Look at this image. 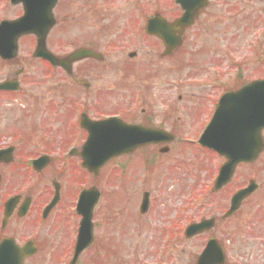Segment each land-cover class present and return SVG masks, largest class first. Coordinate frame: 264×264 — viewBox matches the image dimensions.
Segmentation results:
<instances>
[{
  "label": "flooded vegetation",
  "instance_id": "obj_1",
  "mask_svg": "<svg viewBox=\"0 0 264 264\" xmlns=\"http://www.w3.org/2000/svg\"><path fill=\"white\" fill-rule=\"evenodd\" d=\"M256 1L264 5V0H208L192 26L182 32L181 45L168 55H164L162 40L146 35L144 22L155 15L168 22L174 21L180 18L181 8L176 0H167L166 5L172 11L169 18L158 9H153L145 18L141 9L140 21L143 26L139 28L140 33L134 35L137 39L132 41L137 43L133 45L138 49H131L127 54V66L119 68V78L115 69H101L100 73L109 76V79H99V66L106 64L111 52L100 51L97 34L86 31L79 23L70 27L75 28L76 42L70 44L71 50L62 57L65 58L76 49H88L101 55V60L86 58L77 61L68 72L60 68L53 69L46 62L33 59L34 62L44 63L49 71L58 70L60 73L41 76L49 86L54 87L52 90L37 91L40 94L51 93V101H45V105L36 100L37 110L47 109L42 124L24 115L25 112L21 114V111L17 113L10 109V102L21 96V77L17 80V92L0 93V245L4 246L3 256L12 252L14 247H27L32 253L23 259V264H42L45 257L48 259L46 264H69L81 220L76 214L75 203L81 190L85 189L77 183L80 170L82 177L88 181L86 189L93 187L100 193L91 220L93 240L79 256L77 263L86 264L89 261V264H93L98 251L108 247L112 240L109 227L113 226L110 218L114 216L115 210L122 209L124 213L132 215L135 218L134 225H137L132 229L135 228L138 233H141L143 226L146 230L152 229L149 225L147 227L146 221L157 213L161 204L155 200L153 193H149L147 214L139 212L144 194L138 191L139 184L143 182L140 169L154 170L160 160L157 158L160 151H167L168 155L178 147L191 146L202 156L198 166L204 178L210 172L211 175L186 197L189 225H199L204 221L211 223L206 230L186 240L182 238L178 218L171 211H166L168 204L164 208L167 212L165 217L159 221L166 218L167 226L153 233L155 239L151 242L152 248H158L152 252V258L141 257L143 264L149 261L152 264H181L179 254L183 241L193 244L191 264H264V182L253 185L252 192L240 202L233 215L225 218L232 196L247 188L254 176L246 172L239 177L237 173L242 169L248 171L253 165H239L231 181L214 191V180L225 159L197 144L223 96L237 92L249 82L263 79L260 72L261 62L264 61V35L259 34L262 37H258L255 32H250L256 17ZM69 3L59 0L58 4L65 8ZM156 3L157 0H154V6ZM258 12L264 13V7ZM204 18L211 20L205 21ZM203 22L220 25L217 31L220 41L210 44L209 40H202ZM55 28L57 26L53 30ZM53 30L49 33L47 44ZM24 40H29L33 45L31 49L34 48L32 36ZM140 40L143 44L148 42L156 46L155 60L140 58ZM210 45L214 48H209ZM139 60L144 63L139 65L140 70L137 71L138 65L134 61ZM154 61H158L160 66L150 71L149 65H153ZM12 62L14 60H0L1 64ZM136 74H140L138 81ZM170 74L173 75V86L165 78ZM153 77L163 78L158 79V84L151 88L150 79ZM54 80L57 81L55 85ZM172 89L175 92L168 93ZM81 117L95 122L113 118L120 129L123 128V122L157 129L166 135L155 139L153 145L112 160L100 169L97 176L89 175L79 168V150L88 136L87 129L79 125ZM23 122H26L25 128ZM218 123L225 125L221 121ZM260 135L264 142V130H261ZM263 155L264 150L259 158ZM37 160L40 164L34 166ZM116 162L126 193L119 202H113L104 192L110 184L106 169ZM62 176H66L69 184L65 183ZM232 186L234 188L231 190ZM54 199V206L46 211ZM132 229L128 227L133 240L131 245L143 247L145 243L138 236H133ZM101 230L104 234L107 232L104 237L100 236ZM208 244L211 245L210 250L204 253ZM234 251L238 254L232 260ZM94 264H100L99 260Z\"/></svg>",
  "mask_w": 264,
  "mask_h": 264
},
{
  "label": "rangeland",
  "instance_id": "obj_2",
  "mask_svg": "<svg viewBox=\"0 0 264 264\" xmlns=\"http://www.w3.org/2000/svg\"><path fill=\"white\" fill-rule=\"evenodd\" d=\"M9 0H0V20L2 19H12L19 17L21 13V6L12 7ZM62 1V0H61ZM64 2L70 1L65 8L58 4L55 12V17L57 20V28L53 30V35L49 41L48 49L50 52L55 53L56 55L62 56L64 53L71 50L70 44L75 43V28H71L72 24L79 23L86 31L93 32L94 35L97 34V40L99 42V49L102 52L107 50L111 53L108 55V59L105 61V65L99 66V79L101 81L109 79V76H103L100 73V70L107 71L108 69H115L116 74L118 75V70L120 67L127 66V54L131 49H138L133 44L135 42L134 35L140 33L139 28L143 26V23L140 21L141 13L140 10L147 14L153 9H158L162 11L166 18H169L172 14L171 9L166 5L167 0H157L156 5L154 6V0H63ZM256 17H254L253 27L250 29V32H255V35L262 37L259 34L264 35V13L258 12L260 8L264 7L263 4L254 2ZM145 15V16H146ZM205 21L211 20L204 18ZM253 20V17H252ZM255 23V24H254ZM83 24L87 25L84 26ZM92 25V27L90 25ZM203 41H208L209 43H214V41H220V37L217 34L219 31V24L213 22L204 23L203 22ZM233 28V27H232ZM63 31V32H62ZM65 31V32H64ZM63 35V37H62ZM215 39V40H212ZM60 40V42H59ZM31 41V40H30ZM137 44V43H135ZM201 42L199 41V45ZM20 49L18 53V58L11 64H0V82L7 79H12L14 73L22 68L24 72L22 73V88L21 96L15 98L11 104V110H16L17 113H26L27 117L33 118L39 123H43L46 119V108L45 111L37 110L38 103L36 100L47 104L45 101H51V93L44 94L37 91L52 90L54 87L49 86V83L45 82L41 76L46 74H59L57 71H49L45 66H42L39 62H34L31 60L29 54L31 53V47L33 46L29 40H23L19 44ZM264 46V45H263ZM209 48H214L211 45ZM140 53L142 56L141 59H154V51H156V46L153 43H144L140 40ZM218 47L216 50L218 51ZM264 50V47H263ZM211 51H213L211 49ZM214 52V51H213ZM219 55V52H218ZM138 65L137 71L140 70L139 65L144 62L134 61ZM163 65V64H162ZM160 63L154 61L153 65H149L150 71L158 69ZM261 76L264 77V67L261 66ZM148 68V69H149ZM107 69V70H106ZM147 70V72H150ZM139 75L136 74L137 81L139 80ZM171 75V74H170ZM166 76L165 78L172 82L171 76ZM120 75H118L119 78ZM163 77L157 78L153 77L150 79L152 83L151 88L154 84H158V79L162 80ZM155 79V80H152ZM56 80L53 81V84H56ZM174 85L172 82L169 84ZM163 86V85H158ZM157 86V87H158ZM169 87V86H168ZM170 89V88H169ZM153 92V90H152ZM174 89L171 91L168 90V93L173 94ZM34 93L32 96L25 94ZM55 100V99H53ZM56 101V100H55ZM45 102V103H44ZM58 102V101H57ZM9 103V102H8ZM32 105V106H31ZM4 110L7 108H3ZM45 113V114H44ZM27 121V120H26ZM29 124V121H28ZM51 124V123H50ZM49 124V125H50ZM23 128L26 127V122H23ZM201 155L194 151V148L187 146V148L178 147L176 150H172L166 157H163L162 162L155 167L154 170L146 171L140 169V179L143 181L139 184L138 191L140 193L149 192L153 193V197L161 205L159 209L154 213L150 219H148L147 230L143 226L141 233H138L135 228L132 229L135 225V218L132 215L127 213H122L121 211H115L114 216L110 219L113 221V226L109 227V231L112 240L110 241L109 246L105 247L98 251L95 256V261L99 260L100 264H141V257L143 259L152 258L154 253L157 250V246L152 248L151 242L154 241L155 236L153 233H158V230L163 226H167V219L165 218L162 224L160 221L161 217H165V214L168 211H171L178 218L181 227H185L189 221V213L186 209V197L191 190L195 189L199 183L206 182L211 175L204 178L202 170L198 166V161L201 159ZM205 158V157H204ZM211 164V161H210ZM253 167L250 168V175H254L253 178L257 179L258 182H264V155L263 157L257 159L253 163ZM218 165V164H216ZM108 169V168H107ZM110 171V170H109ZM241 175L240 171L237 173ZM246 174V173H244ZM62 179L66 180V176H62ZM109 181L110 184L105 189V196L107 198L114 200H121V197L126 195L123 191L121 185L120 177L113 165L111 167V172H109ZM88 183L84 178H79L78 184ZM65 183L69 184L67 180ZM74 187V186H73ZM131 188V187H130ZM129 188V189H130ZM232 186L230 189L232 190ZM131 194V192H129ZM222 196V195H221ZM219 196V197H221ZM167 212L164 211V208L167 206ZM118 206H121L118 205ZM115 208H118L117 206ZM159 214V215H158ZM145 224V223H144ZM149 225V226H148ZM128 227H131L133 236H138L140 241L145 243L143 247L133 246L132 236L128 233ZM137 227V225L135 226ZM106 230L107 227L105 228ZM107 234V232L105 233ZM104 231L101 230L100 236H105ZM193 244L183 241L181 244V254H179V260L181 264H191V250ZM161 249V247H160ZM159 249V250H160ZM254 251V248L252 249ZM235 251L231 254V259H235L237 255ZM148 255V256H147ZM147 256V257H146ZM102 258V260H101ZM42 264H46V257L43 259ZM94 261V263H95ZM103 261V263H102ZM93 263V264H94ZM143 264V262H142ZM144 264H152V262H145Z\"/></svg>",
  "mask_w": 264,
  "mask_h": 264
},
{
  "label": "water",
  "instance_id": "obj_3",
  "mask_svg": "<svg viewBox=\"0 0 264 264\" xmlns=\"http://www.w3.org/2000/svg\"><path fill=\"white\" fill-rule=\"evenodd\" d=\"M56 0H11L10 3L13 5H18L19 3L23 6V16L16 21L9 22H1L0 23V57L4 60H11L15 58V55L18 50L17 41L21 38V36H27L33 34L36 37V50L33 54L35 58L45 59L47 60L51 66H60L64 69L69 68V64L72 62H76V60H80L82 58H86L88 56H93L92 53L86 51H76L73 55L65 58V60L57 59L52 55H49L46 51L45 40L47 37V33L50 29L55 25V20L53 17L52 9L56 4ZM180 4L184 6L186 9V13L182 16L179 21L175 23L166 24L162 19V27L160 29L156 28V21H150L148 24V33L158 35L160 38L168 41L167 32L171 33L173 31H182L184 27L192 24L195 17H197L198 11L202 9L204 6V0H180ZM160 22V23H161ZM167 47H172L173 44L167 43ZM6 87V85H5ZM8 88V87H7ZM243 96L248 98L249 93H259L260 99L259 101H249V103L254 102L252 107H256V109H252V111L256 112L255 121L259 122L257 124L258 130L264 128V81L256 84L249 85L241 92ZM245 97V98H246ZM262 97V98H261ZM250 107V108H252ZM259 107V108H258ZM139 132L137 129L134 130L133 133ZM148 137L146 134H135L134 136V146H139L138 144H142L144 141H147ZM109 151L107 154H103L101 157L105 160L112 158V156H117L119 154H123V149L118 143V139L115 137H111L109 141ZM251 143L253 145L252 154L253 158L250 160H254L260 151V138L259 132L255 137L252 138ZM215 147V146H214ZM226 145H219L216 147L218 150H222L227 155ZM230 161H235L237 163L242 159V156L235 155L229 156L227 155ZM245 160V159H244ZM83 167H87L86 162L83 163ZM84 195L81 196V199ZM86 223H89V217L86 219ZM90 227V225L87 224ZM189 234V230L186 231ZM79 241L81 243L83 241H87L90 239V230L88 228H83L79 234ZM77 247L75 257L81 251V247Z\"/></svg>",
  "mask_w": 264,
  "mask_h": 264
}]
</instances>
